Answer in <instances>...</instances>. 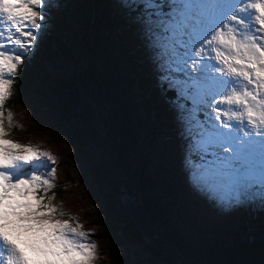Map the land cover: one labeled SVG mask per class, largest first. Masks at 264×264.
I'll list each match as a JSON object with an SVG mask.
<instances>
[{"label":"snow or ice","instance_id":"1","mask_svg":"<svg viewBox=\"0 0 264 264\" xmlns=\"http://www.w3.org/2000/svg\"><path fill=\"white\" fill-rule=\"evenodd\" d=\"M137 23L186 141L189 185L231 212L264 211V0H138ZM49 0H0V264H94L98 246L53 203L58 158L9 139L16 76Z\"/></svg>","mask_w":264,"mask_h":264},{"label":"trees","instance_id":"2","mask_svg":"<svg viewBox=\"0 0 264 264\" xmlns=\"http://www.w3.org/2000/svg\"><path fill=\"white\" fill-rule=\"evenodd\" d=\"M65 1L59 2L51 23L53 28L46 31L41 43L44 62H74L77 55L75 53L74 56L71 40H78L86 54L92 57L95 50L89 45L88 38L95 29H99L104 42L108 43L110 34H118L141 14L134 7L130 10L121 7L117 14H110L108 8L113 0H97L91 6V0H80L81 3H86L85 9L79 5L78 0V3ZM67 2L73 3L76 19L81 22V26L75 30L70 26L72 18L68 10L63 7ZM137 2L138 0H133V4ZM97 6H103L106 11L98 14ZM86 58L89 60V57ZM117 61L120 65L128 64L126 73L112 72ZM88 63L83 76H61L65 79L61 80L53 74H45V65L40 64L39 58L35 54L26 53L24 64L15 78V94L9 100L8 107L19 104L29 96H43L44 92H48L50 97L58 100V103L52 104L55 125L66 129L67 141L76 147L77 153L97 150L107 157L106 163L111 167L101 160H92L85 167L83 176L90 180L103 201L96 226L100 230L99 239L108 264H264V237L255 240H225L214 235L213 228L201 229L181 218L180 212L175 209V186L169 179L161 176L163 166L153 147L159 133L158 114L161 115L165 109L164 104H154L155 107L152 105L153 99L158 96L156 89L163 90L161 85L154 84L145 95L142 89L138 91L136 85L141 86L149 79H143L136 73L131 55L125 51L118 50L112 63L103 58L101 63L107 71L102 73L96 72V58ZM128 72L133 77L129 78ZM45 77L47 82L43 80ZM51 78L57 81L53 82ZM115 81L116 86L120 83V90H117L118 101L107 114L108 118L98 115L104 128L99 131L91 119L92 99L90 97L87 102L81 90L88 84L86 87H89V92L86 88L84 91L87 95L103 97L102 95L113 92ZM78 92L81 93V101ZM138 92L139 96L136 97ZM166 92L169 97L175 93L171 90ZM94 102L101 107L100 98H95ZM133 190L142 195H137ZM123 193L132 194L135 200L138 199L143 204L144 213L151 220L161 244L159 247L145 243L140 230L126 219L118 203V198ZM261 233L264 234V227ZM128 241L141 244L143 252L149 258L141 256L139 250L131 251L126 248L125 243Z\"/></svg>","mask_w":264,"mask_h":264},{"label":"rangeland","instance_id":"3","mask_svg":"<svg viewBox=\"0 0 264 264\" xmlns=\"http://www.w3.org/2000/svg\"><path fill=\"white\" fill-rule=\"evenodd\" d=\"M49 2L51 7L47 11L46 31L53 28L51 23L52 19L56 16L55 9L58 7L59 2L66 1L49 0ZM72 2H79V5H82L83 9L87 8L86 3H81L80 0L78 2L72 0ZM72 2H67L63 7L68 10L72 18L70 26L75 30L81 26V22H78L76 19V11L73 9ZM96 3L97 0H91L89 6L95 5ZM128 4H133V0H113L110 1L108 9L110 14H117L121 7L130 10V7L127 6ZM105 11L103 6L96 7L98 14ZM132 21V23L124 26L118 34H110L108 43L104 42V36L99 32V29H95L88 38L89 45L95 50L94 56L92 57L86 54L84 47L78 40H71L72 45L76 48L74 49V46L72 47L74 56L75 53L77 55V59H74V62L71 64H68L67 61L60 63L58 61L44 62L42 60L41 43L45 38L46 31L37 40L34 49L27 53L35 54L39 58L40 64L45 65V74H53V76H58L61 80H65L63 77L68 78L76 74L83 76L89 66L88 61L93 58L97 59L96 72L102 73L103 71H107L102 65L101 60L104 58L112 63L118 50L121 52L125 51L131 55L132 62L135 64L134 68L136 73L140 74L143 79H149V81H145L141 86L135 84L139 88L138 91L142 89L145 95L150 92L154 84H160L159 71L153 62L152 52L149 50L147 42L142 35L140 24L137 23L135 18ZM86 56L89 57V60ZM127 67V63L120 65V62L117 61V65L112 72L114 74L121 71L126 73L125 70ZM128 76L129 78L133 77V74L131 73L130 75V72H128ZM43 80L47 82L46 77ZM51 81L56 82L57 79L51 78ZM51 85L55 84L51 83ZM119 85L120 83L116 86V81L113 82V92L110 94L104 92L106 95H102L103 97L99 95H87L84 91L86 88L89 92V87H86L88 84L82 87L81 92L84 99L87 102H89L90 97L92 99L91 111L93 115L91 119H93V125L99 131L102 130L103 125L100 123L98 115L100 114L102 117L108 118L107 114L111 112L110 109L115 107L118 101L119 93L117 90H120ZM163 90L156 89L158 96L152 102L153 106L154 104L165 105V109L161 115L158 114L159 121H157L159 125L157 126V130L159 133L153 147L157 158L161 160L163 166L161 176L169 179L175 186L174 190L177 192L175 193L177 199L175 209L180 212V217L191 221V224L201 229L213 228L215 230L213 231L214 235L225 240H255L264 237V234L261 233L264 227V211L257 207H243L231 212L221 211L215 204L189 185L184 164L186 141L181 135V126L177 120V108L175 107L176 105L182 107L187 101L179 98L176 93H174V96L169 97L166 94L167 92ZM139 93L136 94V97L137 95L139 96ZM80 95L81 93L78 92L81 101ZM13 97L14 95L10 100ZM52 97L49 96L48 92H44L43 96L32 95L24 98L19 104H13L9 107L8 101L6 107L11 108L14 112L13 123L19 126L10 130V136L8 138L24 144L31 143L42 151H50L58 158L56 173L57 187L52 191L55 193L53 203L59 206L60 210L64 213V216L59 218H73V223L78 220L84 226L83 230L85 232L93 233L94 235L90 239L98 246V257L94 264H108L102 241L99 239L100 230L96 226V220L99 210L103 206V201L101 200V195L96 191L90 180L83 176L84 169L89 162L92 160H101L106 163L107 157L105 155L102 156L97 150H89L85 154L77 153L76 147L67 141L66 129L55 125L52 104L58 103V100H54ZM95 98H100L101 107L94 102ZM80 108L82 107L80 106ZM107 166L111 167L110 164ZM81 177H83V180H81ZM179 177L182 178L178 179ZM52 191L48 194L52 195ZM133 192L139 196L142 195L135 190ZM133 200H135L134 197ZM217 231L221 233H217ZM125 247L131 251L139 250L141 256L148 257L143 252L142 245L135 241L126 242ZM145 264L152 263L148 262Z\"/></svg>","mask_w":264,"mask_h":264},{"label":"water","instance_id":"4","mask_svg":"<svg viewBox=\"0 0 264 264\" xmlns=\"http://www.w3.org/2000/svg\"><path fill=\"white\" fill-rule=\"evenodd\" d=\"M118 203L129 223L140 230L142 240L152 247H159L161 245L159 239L155 234L151 220L144 213V207L140 200H133L131 194L123 193L118 198Z\"/></svg>","mask_w":264,"mask_h":264}]
</instances>
